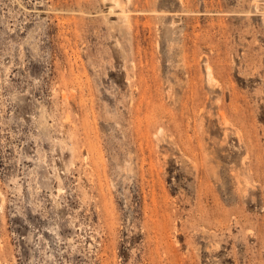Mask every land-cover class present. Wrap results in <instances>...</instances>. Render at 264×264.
I'll use <instances>...</instances> for the list:
<instances>
[{
  "label": "rangeland",
  "instance_id": "1",
  "mask_svg": "<svg viewBox=\"0 0 264 264\" xmlns=\"http://www.w3.org/2000/svg\"><path fill=\"white\" fill-rule=\"evenodd\" d=\"M0 195V264H264V0H0Z\"/></svg>",
  "mask_w": 264,
  "mask_h": 264
},
{
  "label": "bare ground",
  "instance_id": "2",
  "mask_svg": "<svg viewBox=\"0 0 264 264\" xmlns=\"http://www.w3.org/2000/svg\"><path fill=\"white\" fill-rule=\"evenodd\" d=\"M116 1H117V0H116ZM114 3H115V2H114ZM116 3H117V2H116ZM116 3H115V4H116ZM127 19H128V18H127ZM209 77H210V76H209ZM208 79H209V78H208ZM0 196H1V195H0ZM0 203H1V200H0Z\"/></svg>",
  "mask_w": 264,
  "mask_h": 264
}]
</instances>
